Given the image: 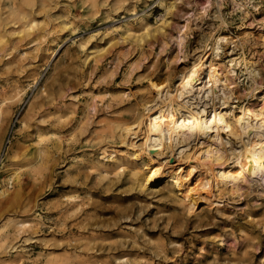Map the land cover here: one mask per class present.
Listing matches in <instances>:
<instances>
[{
    "label": "rangeland",
    "instance_id": "374dc122",
    "mask_svg": "<svg viewBox=\"0 0 264 264\" xmlns=\"http://www.w3.org/2000/svg\"><path fill=\"white\" fill-rule=\"evenodd\" d=\"M199 58L239 62L234 96L201 105L233 122L264 109V0H0V264H264L263 181L194 194L203 160L218 167L208 137L150 188L144 140L124 144L158 99L151 83L174 92ZM236 137L215 143L227 162Z\"/></svg>",
    "mask_w": 264,
    "mask_h": 264
},
{
    "label": "bare ground",
    "instance_id": "6f19581e",
    "mask_svg": "<svg viewBox=\"0 0 264 264\" xmlns=\"http://www.w3.org/2000/svg\"><path fill=\"white\" fill-rule=\"evenodd\" d=\"M180 39L182 40L183 37L180 36ZM227 40L226 36L218 37L214 51L220 52L222 48L219 43L227 42ZM238 63L232 60L227 66L221 67L219 64L213 63L212 60L205 63L200 58L196 59L193 65L180 76V81L174 92L170 91L167 85L159 86L154 82L151 83V87L157 91L156 103L149 108L146 107L148 109L146 117L137 119L136 126L135 124L125 125L122 128L125 132L124 144L138 148L136 142L143 139L142 149L151 155L152 161H156L155 163L158 164L148 170L144 176L143 184L150 188L158 185L165 176L167 169L165 171L163 169L168 165L169 158L172 159L174 156L172 154H183L192 144L205 142L208 137L209 142L207 143L210 146L208 149H210V155L215 153L217 160L215 165L218 167L217 169L212 168L213 163L208 158L203 160L202 165L208 167L212 173L198 174L195 187L192 190L194 194L203 192L205 189L212 192L215 187L228 188L229 186L232 190L240 192L243 184L249 183L250 185L253 181L259 184L264 182V145L262 144L264 109L254 111L249 108H242L241 115L236 119V122H233L229 119V115L227 116V112L216 105H212L211 108L207 107L210 103L201 105L202 100L205 98L208 100L210 96H212L210 99L220 98L218 94L220 91L226 99H230L234 91L230 90L229 86L235 82H231L229 74L233 76L236 74ZM205 64L206 74L204 77H199L200 68L205 67ZM222 101H224L223 105L228 104L226 100ZM175 104L177 107L174 106ZM251 116H254V123L250 120ZM143 123L146 125V132L144 137L140 138L141 134L136 129ZM224 131H229L233 136H238L236 138L245 135L247 139H243L244 146L241 150L237 149V151L235 146L229 147L232 158H229L228 162L233 159V164L230 165L227 164V158L223 155L222 147L215 145L218 141L222 143ZM112 158L114 157L112 156ZM210 158L213 159L212 156ZM197 173V166L191 163L188 171L181 172L175 179L180 183H185L186 187V184H189ZM19 226L25 228L31 226V223L28 221L20 222Z\"/></svg>",
    "mask_w": 264,
    "mask_h": 264
},
{
    "label": "built area",
    "instance_id": "2783aa9c",
    "mask_svg": "<svg viewBox=\"0 0 264 264\" xmlns=\"http://www.w3.org/2000/svg\"><path fill=\"white\" fill-rule=\"evenodd\" d=\"M5 160V151L0 155V165L4 163Z\"/></svg>",
    "mask_w": 264,
    "mask_h": 264
}]
</instances>
